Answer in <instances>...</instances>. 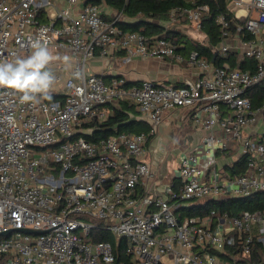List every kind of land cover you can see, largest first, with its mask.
Instances as JSON below:
<instances>
[{"label": "built area", "instance_id": "built-area-1", "mask_svg": "<svg viewBox=\"0 0 264 264\" xmlns=\"http://www.w3.org/2000/svg\"><path fill=\"white\" fill-rule=\"evenodd\" d=\"M225 1L229 13L215 16L217 64L164 36L184 25L204 32L208 2L185 0L153 20L163 33L149 35L122 28L129 16L105 0H0V62L30 54L37 39L69 58L48 65L56 77L48 98L21 103L0 88V264H246L257 245L264 250V210L185 213L208 199L264 191V103L248 95L264 83V0ZM118 51L123 62L171 58L201 74L179 85L129 84L90 70L95 55ZM231 53L254 65H233ZM122 100L145 113L151 130L94 137L88 124L107 120L106 106ZM176 108L191 110L200 140L161 182L146 145ZM237 147L247 167L232 174L218 158ZM101 231L124 243L126 258L96 239ZM232 248L239 252L227 256Z\"/></svg>", "mask_w": 264, "mask_h": 264}, {"label": "trees", "instance_id": "trees-1", "mask_svg": "<svg viewBox=\"0 0 264 264\" xmlns=\"http://www.w3.org/2000/svg\"><path fill=\"white\" fill-rule=\"evenodd\" d=\"M106 3L114 5L118 8H124L125 13L129 17H138L136 21L121 22L120 25L125 30L142 31L146 34H160L163 33L164 27L153 20L165 21L169 17L171 9L177 5L185 4V0H105ZM201 2H208L211 5V14L203 21V31L207 35V42L202 43L190 37L186 32L181 29H170L164 33V36L172 39L175 43L183 44L184 47L178 48L185 55L190 51L196 49L199 53L209 60H213L214 51L217 44L222 40L219 26L215 22V16L218 13H229L227 3L225 0H199ZM152 19V20H151ZM219 64L220 60L215 58L213 60ZM231 61L233 65H239L243 68L253 66L252 59L244 58L237 60L236 53H231ZM248 95L251 97L254 106H259L264 103V83L250 89ZM133 107L124 104L122 109L115 111L101 125L102 131H96L94 137H107L117 132H149L151 125L143 121L129 120L128 110ZM116 125V127H114ZM247 167V156L244 155L231 166V173H243ZM212 209L220 211H228L233 214H238L244 210H264V191L255 192L246 197H233L227 200L215 201L212 199L206 200L205 203L194 205L186 209L188 215H201L204 216ZM100 240H110L115 244L116 255L118 259L126 258L124 243L121 241L117 243L114 234L108 231H101L97 233V238ZM239 252L237 248L229 250L227 256ZM239 254V253H238ZM246 264H264V250L257 245Z\"/></svg>", "mask_w": 264, "mask_h": 264}, {"label": "crops", "instance_id": "crops-1", "mask_svg": "<svg viewBox=\"0 0 264 264\" xmlns=\"http://www.w3.org/2000/svg\"><path fill=\"white\" fill-rule=\"evenodd\" d=\"M136 20H138V17L128 18V21ZM54 55H58L62 58L60 54ZM122 56L123 52L119 51L116 52L113 58H106L95 55V57H93L89 61V68L91 71L103 75L106 81H109L113 76L122 75L128 80L129 84H138L144 79H149L155 82L179 85L186 78H196L201 74L200 69H198L197 67H192L186 62H178L171 58L157 59L135 56L132 60L125 63L121 60ZM60 60H55L51 62V64ZM124 104H128L129 106L133 107V109L128 110L129 120L143 121L150 125L145 113L138 111L134 105L126 100L107 105L106 107H108L111 111L109 117L112 116L115 111L122 109ZM191 114V110L186 108H176L165 113L164 120L159 125L156 134L150 138L149 142L146 145L145 159L152 163L153 166H158V163H156V161L154 160L152 143L153 140L160 136V134L170 133L171 140L165 135L163 138L166 139L167 142L172 141L178 144L177 146L182 149L180 151L179 160L184 151L191 149L195 144L199 142L201 130H199V128L196 126L193 118L191 117ZM102 123L103 122H95L94 124H88V129L92 130V132L95 133L96 131L100 132L105 129L101 125ZM114 127H116V125ZM261 129L262 126H260L259 124L256 128H246L245 133H252V130L258 133ZM254 137L259 138V136L255 134ZM240 152V147H237L230 151L222 153L218 158V166L230 172L231 166H233V164L240 158ZM156 170L161 177V182H169L174 177L173 173L172 176L167 179V177L169 176L168 172H163L161 168H156ZM166 179L168 181H166Z\"/></svg>", "mask_w": 264, "mask_h": 264}, {"label": "clouds", "instance_id": "clouds-1", "mask_svg": "<svg viewBox=\"0 0 264 264\" xmlns=\"http://www.w3.org/2000/svg\"><path fill=\"white\" fill-rule=\"evenodd\" d=\"M31 49L26 58L0 62V88L18 93L21 103L36 101L38 97L48 98L56 81L48 65L60 59L65 63L69 61L67 56L54 55L39 39L32 41ZM76 75L79 77V73Z\"/></svg>", "mask_w": 264, "mask_h": 264}, {"label": "rangeland", "instance_id": "rangeland-1", "mask_svg": "<svg viewBox=\"0 0 264 264\" xmlns=\"http://www.w3.org/2000/svg\"><path fill=\"white\" fill-rule=\"evenodd\" d=\"M182 30L191 36L197 37L203 43H206L208 40L207 35L204 32L195 28H190L187 25H184ZM28 55L29 54H22L21 58H26ZM164 135L171 140L170 133L160 134L159 137L153 140V147H151L154 154V160L158 163V166L155 165V167L157 169L161 168L163 172H168L169 176L167 179H169L175 171V167L179 161L180 151L182 149L177 146L178 144L172 141L167 142L166 139L163 138ZM167 179L166 181H168ZM94 221L97 223L101 222L100 219H95Z\"/></svg>", "mask_w": 264, "mask_h": 264}, {"label": "water", "instance_id": "water-1", "mask_svg": "<svg viewBox=\"0 0 264 264\" xmlns=\"http://www.w3.org/2000/svg\"><path fill=\"white\" fill-rule=\"evenodd\" d=\"M216 55H217V53L215 52V53H214V57H213V60H214V59L216 58Z\"/></svg>", "mask_w": 264, "mask_h": 264}]
</instances>
